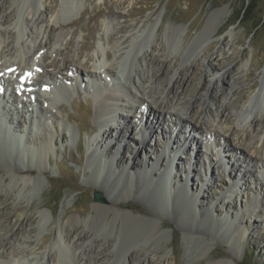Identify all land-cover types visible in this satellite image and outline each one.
<instances>
[{"label": "rangeland", "instance_id": "374dc122", "mask_svg": "<svg viewBox=\"0 0 264 264\" xmlns=\"http://www.w3.org/2000/svg\"><path fill=\"white\" fill-rule=\"evenodd\" d=\"M23 2L25 5L22 7ZM66 2L72 3L75 9L61 11ZM76 10L78 14L74 12ZM0 11V16H8L3 19L5 23L0 24V28H8L10 34L14 35L12 37L0 31V44L1 41H12L14 45L21 32L22 36L18 39L22 47L20 50L23 55L24 52L27 55L28 43L36 38L37 45L42 47L39 55L48 54L58 60L56 68L50 66L46 58L40 60L52 72H57L64 61L91 70L99 60L107 59L105 51L109 35L113 34L117 38L123 32L127 36L132 35L136 38V46L130 53L132 57L129 55L131 58L128 56L126 59L122 72L118 71L119 74L123 73L121 78L125 83L132 84L138 68L144 72L148 67L149 83L146 84V90L156 89L153 94L155 97L162 90H167V87H163L168 79V87L173 86V80L177 79L174 87L178 86L179 97L176 95L172 99L171 111H180L188 117L187 122L178 125L161 117V126L147 133L142 124L144 115L136 110L139 104L136 87H131V95L116 90L120 114L116 117L118 120L107 125L124 135V140H120L122 136H119L120 139L115 138V143L109 145L101 138L102 122L97 114L102 100L93 85L102 83L111 88L116 82V79L112 81L113 77L108 81L103 79V74L92 79L83 75L82 79L73 82L74 79H65L58 73L59 82L56 84L60 86L49 84V89L57 90L65 85L66 88L63 87L52 102L48 101L49 104L38 93L25 96L17 93L18 89L13 85L15 80H10L9 86L13 91L8 92L19 104L0 100L6 108L10 106V111L14 110L10 120L5 123L12 127L13 130L7 133L15 139L7 140L9 144L0 143L1 252L13 246H30L33 255L44 253V264H54L58 253L53 241L61 230L70 235L74 245L79 243L83 248H90L100 244L98 250H102V261H110L111 264H203L205 261L231 257L242 259V264H264L263 216L255 213L248 217L250 207L253 208L255 203L264 212V191L255 183L246 182L240 186L241 181L238 182L241 177L238 171H248L246 175L249 177L260 172L251 166V161L264 164V101L261 108L257 106L254 110L253 122L240 123L241 119L237 116L245 99L259 85L264 65V0H0ZM18 11H22L21 14ZM51 24L55 25L50 34L51 46L43 47ZM36 28L39 30L38 37L31 31ZM41 37L42 42L39 44ZM65 47L70 48V51L64 53ZM55 49L59 51L57 54L53 53ZM152 55L156 63L151 62ZM13 67L15 69L16 65ZM41 75L35 71L34 84H37ZM6 76H10L8 72ZM6 76H3L5 83L8 82ZM228 79L236 84L238 80L241 81L229 88ZM46 82L51 83L50 80ZM119 82L117 79V87L120 86ZM43 88L47 89L45 86ZM38 89L42 91V87ZM100 90L105 92L102 88ZM29 98L32 99L30 103ZM110 101L106 100L107 103ZM204 101L214 106L219 101L223 102L228 107L226 112L234 117L230 123L222 117L217 124L224 142L207 134L215 129L216 122L211 121L214 111L209 116L206 114ZM129 103L134 106L131 111L127 108ZM15 106L18 108L14 109ZM17 110L19 113L15 112ZM46 111L56 114L60 129L55 126L57 131L54 130V133L58 138L52 150L40 154L42 159L37 160L35 155L30 158V152L17 150L16 146L34 137L36 133L31 127L35 128L36 124L52 128ZM127 111L130 114L125 116ZM121 116H125V120H121ZM227 128L233 133L225 132ZM171 131H174L173 135ZM143 133L148 135L144 141L140 139ZM171 137L174 144L168 147L165 143ZM1 139L4 137L0 132ZM97 141L111 150L102 158L106 161L113 158L117 150L120 156L131 161V149L141 145L138 159L142 161V166L122 170L124 164H112L109 171L99 172L92 155L95 150L104 151L98 149ZM126 142L132 148L125 146ZM187 142L190 146L176 152L174 146ZM229 144L234 149L227 147ZM239 147L240 150H237ZM245 154H250L253 160L244 157ZM169 155L175 157L173 162L177 161L180 169H172L168 186L162 184L161 187H155L160 180V173L169 167ZM156 159L159 163H155ZM229 159H238L240 170L229 169ZM214 162L217 164L212 167ZM190 163L193 169L190 177L196 185H192V189L187 186L188 189L182 191L177 188L182 182L178 180V173H183L184 168H187L184 165ZM204 178H210V183ZM23 180H28V190L33 189L31 193H20ZM164 188L169 189L173 196L165 197ZM95 192L101 194L102 200L94 199ZM202 193L207 197L201 201L199 196ZM114 201H121V206L117 208L112 204ZM188 201L192 203L186 206ZM131 204L145 207L149 214L132 211L129 207ZM99 208L116 213L114 225L108 219L100 230L93 229ZM130 215L153 221L155 225L164 220L167 226L161 228L162 233L159 231L148 237L125 233L121 226ZM239 215L248 219L249 227L244 240L236 246L232 222ZM197 228L206 232V235L190 232ZM23 235L27 237L25 243H16L17 238ZM125 250L136 251L137 260H125L122 257ZM202 252L207 254L206 259L204 262L197 261Z\"/></svg>", "mask_w": 264, "mask_h": 264}, {"label": "bare ground", "instance_id": "6f19581e", "mask_svg": "<svg viewBox=\"0 0 264 264\" xmlns=\"http://www.w3.org/2000/svg\"><path fill=\"white\" fill-rule=\"evenodd\" d=\"M24 5H25V2H23L22 7ZM72 6H73L72 3L66 2V4H64L61 7V11H64L65 9L71 10L72 8H74ZM70 10H69V12H71ZM24 11H26V10H24ZM19 12L21 14L22 11H18V13ZM74 12L78 14L79 11L76 10ZM62 13H64V12H61L60 14H62ZM65 17H66V15H65ZM0 18L2 19V21H0L1 22L0 24L4 25L5 22L3 19L8 18V16L7 15L5 17L0 16ZM21 19H23V18H21ZM64 19L65 18H63V20ZM23 20H21V21H23ZM54 27H55L54 24L50 25L48 33H47V37L44 39L43 47L51 46L50 42H51L52 38H50V34H51V31L54 29ZM46 28H47V26H46ZM121 29H123V27ZM152 29H154V27ZM0 31H3L2 33H6V34L11 33V31H9L8 28H0ZM31 31H32V33H35L36 37H38V34H39L38 28L32 29ZM121 31L122 30H120L119 32L117 31L118 36L121 33ZM10 36L13 37L14 35L10 34ZM21 36H22V34H21V32H19L18 38H17L16 43L14 45H13L12 41H11L12 44L10 42L1 41L2 43L0 44V54H1L0 57L3 59L6 58V56L7 57L9 56V57L7 59H4L3 61H0V71H4L8 67L16 65L15 69L17 71H12V73L9 74L10 76H6L7 74L4 71V74H5L4 77L6 76L8 84H9L10 80H12V81L15 80L13 85H15V87L18 89V92L21 90L23 91L21 95L25 94L28 90H34L31 88L33 86H35L34 87V88H36L35 90H37V87L40 88L41 86H45V87H47V89H44L42 87V91L39 94V96L43 99L44 102L45 101L48 102V99H49L48 97L51 96V90L49 89L50 87H48V85L49 84H56L59 82V81L57 82V80H58L57 74L58 73L61 77H64L65 79H67V78H69V80L74 79L73 82H77L78 79H82L83 75L86 78H91V79L95 78L96 76H100L101 72L103 75H108V76H112V77H119L118 71L121 70V72H122V68H124L123 66H124V63L126 62V59L131 56L130 53L133 51L132 48H134V46H136V45H134L136 38L133 37L132 35L127 36L123 32L122 35H120L117 38V37H114L113 34H111L107 37V47L108 48L105 51V55H106L107 59L105 61L99 60V62L94 64L93 69L88 70L82 66H78L75 64L72 65L68 61H64V63L62 64L61 67H59L57 72H54V71L52 72V71L47 70V68H46L47 64L41 63L40 60H44L46 58L47 60H49L48 63L50 64V66H54V68H56L58 66V60L51 57L48 54H45L47 56H45L43 54L39 55L40 49L42 47H40L41 45L40 46L37 45L36 38H34V40H32V42L30 44L28 43V54L26 55L24 52V55H23L22 50H20L21 46H20V42L18 40ZM23 39H21V41ZM29 40H30V38H29ZM29 40H28V42H30ZM26 42H27V40H26ZM41 42H42V37L39 39V44ZM69 51H70V48H68V47L64 48V53H67ZM58 52L59 51L57 49H55V51L53 53L57 54ZM78 56H79V54H78ZM150 58H151V62H154V63L157 62L156 58L153 55ZM134 59L136 61V57ZM106 61H108V62H106ZM35 66H36V68H35ZM103 66H105L106 68L104 69ZM12 68L14 70V67H12ZM32 68L34 69L32 71L33 74H30L28 71H30ZM39 69L42 73L41 78L38 79L37 84H33L31 82V79L34 78L33 75L35 74V71L39 72ZM137 71H138L137 76L133 77L132 84L129 82L131 85L129 83L128 84L125 83L124 82L125 80H123V79H122L123 81L121 83L119 82V85L121 84L122 92H123V94L125 93V95H131V93H132L131 87H133V86L136 87V91H137V93H139V97H138L139 104H138L136 110L140 111L139 113L144 115V118H143L144 123H142V124L144 125L146 132L151 133L152 131H154L155 127H160L161 122L159 121V118H161V117H165L168 121H173L175 123V125H178V124H180V122L182 123L183 121L187 122L188 117L184 116L182 113H180V111L179 112L171 111V109H173L172 108L173 106L171 107L172 99L175 98L176 95H177V97H179L178 92H177L178 86L174 87V83H177V81H176L177 79L173 80V82H172L173 86H171V87H168V83L170 80V79H168L167 84L165 85V87H163L164 89L167 87V90L166 91L162 90L161 92L159 91L160 93L157 95V97H155L153 94L156 93L155 92L156 89L154 90L151 88L148 91L146 90V84L149 83L148 75H149L150 69L147 67L145 69V71L142 72L138 68ZM7 72H8V70H7ZM68 72H69V74H68ZM84 72H85V74H83ZM121 75H123V73ZM13 76H15V77H13ZM69 76H71L72 79ZM260 76L261 77H260L259 85L255 88V90L250 95H248V97L245 99L244 103L242 104L241 108L239 109L237 116L239 119H241L240 123L242 121L243 122L244 121L253 122L254 110L256 109L257 106H259L260 108L262 107V102L264 101V65L262 67ZM23 77H24V79L22 81ZM44 77H45V79H44ZM46 78H48V79L46 80ZM135 78H136V80H135ZM2 79H3V76L0 77V87L2 88V90H4L2 92L0 91V100H6L7 102L10 101L11 103L18 105L19 104L18 100L14 99V96L12 94H10L13 90H11V92L9 93L7 87L5 86L4 81ZM75 79H77V80H75ZM48 80H50L51 83L46 82ZM179 80H181V77ZM222 80L225 81V77H223ZM81 81H83V80H81ZM129 81H130V77H129ZM240 81L241 80H238L237 83L239 84ZM227 83L230 86L229 88H232L233 86L238 85L235 83V81L230 82L229 79L227 80ZM67 84H68V82H67ZM36 85H37V87H36ZM63 87H61L59 89L57 88V90L65 89L66 85ZM69 87L70 86H68V88ZM156 88H158V87H156ZM112 94H116V93H112ZM134 94H136V93H134ZM140 101H141V103H140ZM30 102H32V99L29 100V103ZM203 103L205 104L206 114L208 113V116H209L211 111H214V117H212L211 121H212V123L216 122L215 129H212V130L207 132L208 136L212 137L213 139L217 138V140H223V142H224V139H222V134L220 133V130L218 128L219 126L217 124L220 123V120L222 119V117L229 123L233 120L234 117L229 112H226L228 107H226V105L221 101L217 102L216 103L217 105H215V106L213 104L206 103L205 101ZM46 106H49V105H46ZM22 107H24V105L21 106V108ZM119 107H120V105H119ZM17 108H18V106L14 107V109H17ZM127 108H129V110H130V109H133L134 106L129 103L127 105ZM119 109H121V108H119ZM41 110H47V108H44V109L41 108ZM12 111H14V110H12ZM12 111H10L8 108H6L4 106V104L2 106H0V122L3 123L4 125H6L8 131L13 130L12 127L7 126V124L5 123L8 120H10L11 114L13 115ZM130 111H127L125 116L130 114ZM15 112L19 113L18 110ZM46 113L48 115V120L51 122L52 128H50L48 126L42 127V125L40 127L39 125L36 124V127H35L36 130L34 132L36 134L34 135V137L27 139L25 142L23 140L24 143H17L18 145L16 146L17 150L30 152V156H29L30 158L35 155L37 160L42 159L40 154H43V153L46 154L47 151H49L50 149L52 150L53 145H54V143H56L57 138H58V135L56 136L54 133V130L57 131L55 126H57L60 129L59 124H58V118H57L56 114H54L51 111H46ZM119 114L120 113H118L117 116ZM117 116L108 115V116L103 117V119H102L101 129L103 128V131L101 132V138L104 140V143H106V144L113 145L115 143L114 139L115 138L120 139L119 136H122L120 140H124V135L120 134V132L119 133L115 132V130H113L111 127L108 126V125H110L116 121ZM125 116H121V120H125V119H123V117H125ZM217 119L219 121H217ZM140 121H142V119ZM108 122H111V123H109L107 125ZM10 123H13V121H11ZM146 123H147V125H146ZM212 123H211V125L213 126ZM216 125H217V128H216ZM104 126L108 129L104 128ZM38 129L41 131H39ZM174 131H175V129H174ZM174 131H171L170 133L173 135L172 132H174ZM226 131L233 133V131H231L230 128H227L225 130V132ZM143 132H145V131H143ZM141 134H140V139L142 141H144V138L148 137V135L147 134L145 135L144 133H143V135H141ZM152 135H150V136H152ZM112 136H114V137L111 138ZM3 137H4V139L0 140V143H2V145H4L5 142H6V144H9L10 141H7V140H15V139H13L12 134H10V133L9 134L3 133ZM169 139H170V137H169ZM169 139L166 140V143H165V145L168 147L170 145L174 144L173 137H171V140H169ZM235 139H238V137H236ZM21 144H24V145L21 146ZM96 144L98 145V149H102L104 151V152H102V151L99 152V151L95 150V152H93L94 154L92 155V161L95 162V166L99 170V172H101L100 170L109 171L110 168L112 167L111 166L112 164L115 166L124 164V167L122 168V170L142 166L141 165L142 161L138 159L141 145H136V148L134 150L131 149V154L129 156L130 157L129 159L131 161H127V159H125V157L120 156L118 154V150L116 151V154L114 155L113 158H111L109 161H106L102 158L104 157V155L107 154V151L111 152V150L109 149V146H105V145H103L102 142H98V141ZM124 145L127 146L128 148H132L131 145L127 142ZM188 145L190 146V144L188 142L182 143L181 145L174 146V149L176 150V152H178L180 150H183V148L185 149ZM227 147H231L230 144L227 145ZM232 149H234V148H232ZM237 150H240V147ZM103 153H105V154H103ZM168 157L170 158L169 163H171L169 165L170 168L166 167L167 171H164L165 176H159L160 180L155 184V187H161V185L164 183L168 185V179L171 176V171H173L172 169H174V168L175 169L177 168V170L180 169V167H178L179 163L177 161L173 162L175 157L174 156L170 157V155ZM244 157H246L249 160H253L252 157L250 156V154L249 155L245 154ZM158 159L155 160V163H159ZM210 161H212V160H210ZM210 161L208 164H210ZM227 163L229 165V169L231 168L233 170L234 169L240 170V169H238V159H234L232 161H230V159H229ZM227 163L225 162L226 165H227ZM250 163H251V166L255 167L256 171H258V172L260 171V172L258 173V175L256 174L257 176L256 175L254 176V174H253L251 177H249L246 175L248 173V171L243 170L241 173H240V171H238L239 174H241V177L239 178L238 182L241 181L240 186L245 185L246 182H248V184L249 183H255V185H257V186L259 185V188L261 191L262 190L264 191V164H262V163L259 164L257 162H253V161H251ZM216 164H217V162H214L212 164V167H214ZM30 166H32V165H30ZM95 166H94V168H95ZM188 166H190V167H188ZM188 166L184 165V167H187V168H184L183 173H181V172L178 173V178H179L178 180L182 181V182L179 183L180 185L177 188L182 189V191H183V189H185V190L188 189L189 186L192 189V185H196L195 182L192 181V178L190 177L191 172L193 171V169L191 168L192 163H190ZM33 167H36V165H33ZM208 167L209 166H207V168ZM235 167H237V168H235ZM19 172H22V169H19ZM229 172H230V170H229ZM161 173H160V175H161ZM176 173H174L175 176H176ZM155 174L156 173H154V175ZM254 178H255V180H254ZM204 179H205L204 181H207L208 184L210 183V178H204ZM15 182L17 183L18 180H16ZM22 182H23V185L19 189L20 193L21 192H25V194L31 193V190H33V189L28 190V180H23ZM184 182H185V184H184ZM231 183H233V182H231ZM165 184H164V186H165ZM232 187H235V185L232 184ZM98 189L102 190L100 187ZM154 189L156 190V188H154ZM26 190H28V191H26ZM175 191L179 192V190H175ZM199 193H200V191H198L197 194H199ZM168 194H169V189L165 190L164 196H166V195L168 196ZM206 197L207 196L204 195L203 193L199 196V198H201V201H202V199L204 200ZM190 203H192V202L188 201L186 203V206H189ZM112 204L115 205L117 208H119L121 206L122 202L121 201H114ZM227 204L230 205L228 202H227ZM99 207H102V205L99 204ZM129 207L132 211L140 212L143 214H149L148 209H146L143 206L139 207L137 205L131 204ZM248 208L249 207H247V210H249ZM106 211L107 210H104V208H99L96 211V217L94 219L93 229L97 228V230H100L103 224H107L108 219H109V221H112L113 225L115 224V222L117 220L116 219L117 218L116 213L113 211H111L110 213L106 212ZM255 213H259L261 216H263L262 219L264 220V212H262L260 205L256 204V203H255V205H253V208L250 207V210L248 212V215H249L248 217L255 215ZM106 214H108L109 216H105ZM102 215H104L105 217H103ZM139 218L140 217L137 218L134 215H130L129 217H127L125 219V221H123V225L121 226L123 231L125 233H129V234H134V235L135 234H137V235L142 234V235H145L148 237V236H153L154 234H157L160 230H162L161 229L162 227L167 226V222L164 220L158 221V223L155 225V223H153V221L152 222L146 221L144 219L142 220ZM232 223L234 225L233 226L234 230H232V233H234V235H235L234 242H235L236 246H238L240 241L244 240L246 229H248V227H249V222H248V219L244 218V216L239 215V218H236ZM160 232L162 233V231H160ZM190 232L193 234L196 233L200 236L206 235V232H203L198 228L193 229ZM161 233H159V234H161ZM91 236L94 237V235H91ZM26 238H27L26 235L18 237L16 243L21 242L24 244L25 243L24 241L26 240ZM15 241H14V244H15ZM110 242L112 243L113 241L110 240ZM26 243H28V241ZM53 244L56 246L57 253H58L57 261L54 264H111L110 261H108V262L102 261L103 260L102 258H104V257L100 256L103 254V253L101 254L102 250H98L100 244L98 246H94V247H90V248H88L87 246H85L83 248V246L81 244L79 245V243H75V245H74L71 242L70 235H68L67 233H64L61 230L58 233V235L55 237ZM18 245H20V244H18ZM29 245L30 244H28V246ZM10 246H13V245H10ZM74 246H76V247L73 249ZM15 247L16 246H13L12 249L11 248L9 250L7 249V251H5V252L0 251V264H44V253L40 254V256H35V255H33L32 252H30V249H29L30 246L27 248H24L21 246L19 248L18 247L15 248ZM187 249L188 248L186 247L185 253H187L186 252ZM136 254H137L136 251L129 252V251L125 250L122 254V257L124 259L127 258L128 262L135 261V260H137ZM210 254L211 253H208V255H210ZM92 255H94V257H92ZM206 257H207V254L203 253L200 257H198L197 261L202 260L204 262ZM241 261H242V259L236 260L235 258L231 257V258H228L226 260L217 259L215 261H205L203 264H242Z\"/></svg>", "mask_w": 264, "mask_h": 264}, {"label": "water", "instance_id": "95a60500", "mask_svg": "<svg viewBox=\"0 0 264 264\" xmlns=\"http://www.w3.org/2000/svg\"><path fill=\"white\" fill-rule=\"evenodd\" d=\"M168 183H169V181H168ZM164 184H165V183H164ZM165 186H168V185L165 184ZM165 190H168V189L165 188ZM164 192H165V191H164ZM164 192H163V193H164ZM163 195H164V194H163ZM171 195H172V193L169 192L168 196L166 195L165 197L170 198ZM93 196H94V199H96V200H102L101 194L98 193V192H95ZM172 196H173V195H172Z\"/></svg>", "mask_w": 264, "mask_h": 264}]
</instances>
